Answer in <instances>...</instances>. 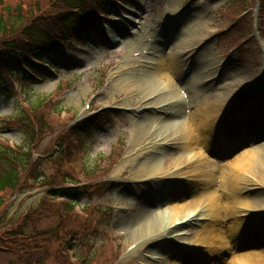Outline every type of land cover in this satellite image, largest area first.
<instances>
[{
	"label": "rangeland",
	"instance_id": "obj_1",
	"mask_svg": "<svg viewBox=\"0 0 264 264\" xmlns=\"http://www.w3.org/2000/svg\"><path fill=\"white\" fill-rule=\"evenodd\" d=\"M186 2L187 0H144L143 6L139 8L138 18L141 24L139 27L132 28L133 32L131 34L123 33L121 29V21L123 20L120 17L116 20L117 22L104 23L102 32L110 31L107 38L101 35L102 32H99L96 26H93L90 32L82 35V38L86 41L75 44V50H73L74 45H72L70 48H64L66 53L63 55L57 53L60 61L56 66L58 75L51 74L47 67L44 80H39L38 83L33 85H28V82H25L23 86L21 82L18 89L12 90L15 96H7V94L0 96V115L3 116L13 115L18 110V106H20V109L25 107L30 115L31 108L28 107L30 102H39L46 94L58 98V102L65 109L78 114V117H75L72 121L66 119L63 114L60 116V121H58L59 118H53L54 121L49 123L52 127L41 133L40 144L35 150V154L42 155V157L39 156L40 172L42 171L46 178H51L55 174L57 177L66 176L68 174L66 169L71 168L76 173V179L82 184L88 181V178L95 179L80 170L81 160L86 162L90 169L99 167L98 177H95L101 182L105 181L110 184L103 195H94L92 200L82 198L78 201V214L80 217H83L81 212L87 211L86 206L93 204L104 209L113 208L114 212L109 220L102 221V223L100 219L94 220L87 232L83 228L85 227L83 224L84 218L69 221L70 229H80L88 233L89 236V240L85 242L79 240L77 242V246L74 248L75 254L83 257L82 255H87L91 251L94 254L92 258L94 264L151 263L150 260L152 259L149 258L152 257L151 254L166 257L162 251H174L168 243L188 239V233L191 234L190 237L195 238L197 237L196 230L200 229L197 226L199 222H195V224L193 223L187 227L186 234L181 232L171 235V229L167 227L161 230L159 228L156 233L151 235V237L153 236L151 240L146 243H142L140 237L137 239L130 238L129 232L133 224L141 219L143 215L147 217L149 214H154L158 206L157 202L165 203V191L175 193L177 190L182 189L185 191L196 187V185H190V183L176 179L150 184L135 181L136 179L132 177V174H134L133 171L138 170L139 164H144L146 160L156 158L159 155L163 157L160 161L159 171L163 172L167 168H172L171 161L177 157L179 149L185 143L180 138L176 141L178 145L167 149L164 146L155 144L154 139L148 138L132 151L128 142L133 131L136 132V126L141 123L139 120H145L154 112H159L154 114L157 115L154 123L164 124L168 129L166 133L170 136V134H174L176 127L181 128L180 123L197 108L196 100L202 98L210 105V108L216 109L219 116H221L217 122L216 132L213 134L210 147L212 154L224 152L220 149L221 144L217 143L218 141L221 143L219 136L222 137L225 134L226 137L222 144L227 145V140L232 144L230 160L236 158L235 155H240L245 150L255 147L260 146L262 150L258 151H264V141L258 142L264 132V127H258L256 120L254 121L251 117L243 118L234 123L227 110L236 92L259 74L263 54L260 52L258 43L252 42L248 48L240 49L223 37L232 25V19L235 17L236 12L232 9L233 7L231 8L229 0H217L214 3H210L209 0H199L193 6V9H195L189 13L185 20V22L187 20L188 22L198 21V36L190 44L183 43L182 46L175 47L173 41L184 25L178 27L176 22L181 17ZM46 4L48 5L47 2ZM246 5L251 8L254 3H250L249 6L248 1H246ZM204 41H208V45L197 56L193 75L197 70L200 72L199 69L203 67L201 63L211 66V71L204 72V76L199 78L191 87L189 83L193 80V75L184 78V67L183 71L173 78L174 85H178L181 90L177 98L164 95L159 100L158 105H154L153 102L149 105L145 104L147 101H144L146 95H142L140 86L135 84L140 74L143 71H155L161 65V60L168 57L170 52L177 53L186 63L189 53L198 48ZM64 55L74 57L69 65L63 61ZM221 64H225L224 70H226L219 83L208 84L205 80L211 76L213 78L216 74V68ZM196 90L199 92L198 98L193 97ZM93 95H96L97 98L93 100V108L87 110L86 106L91 103ZM161 103L164 104L160 105ZM121 106H126L127 110L121 111L122 113H119L118 117L112 122L99 128L95 136L87 140L86 150L79 151L73 156L71 164L62 162L63 159H60L62 158L61 154H57L56 157H53V155L47 157L53 150V146L58 145L57 137L53 135L58 128H61V131L70 138L69 135H72V133L67 131L68 126H73L81 118L91 117L107 108ZM148 107L159 108V110L153 111ZM138 108L142 110L139 112L134 110ZM162 113L170 114L171 119L164 122L165 117ZM172 121L177 122L174 128L172 125L174 122L172 123ZM152 123L150 122L147 125L145 134ZM2 126V123H0V133L8 138L9 144L22 146L26 144L21 130H6ZM162 132L160 131V133ZM243 137L246 138L242 139ZM63 139L65 138L63 137ZM238 139L242 140L239 141ZM239 144H242L240 148ZM241 148L244 150H241ZM72 149L75 154L79 148L76 146ZM56 153H60V151ZM99 154H102L106 159L102 163L98 161ZM82 155L85 156V159L82 158ZM192 158L194 157L187 156L184 161L190 160L192 164ZM230 160L227 164L225 163L224 169H229ZM68 161L70 160L68 159ZM245 179H247V182H245ZM217 181L212 180L211 184L208 185L203 180L199 184L203 192L205 190L209 193V197H203L199 205L200 209H204L201 217H205L199 218V220L210 219L211 221V216H208L206 211L208 204L213 203L217 208V223H220L224 228L219 230L218 233L224 238L227 234L225 229L226 225L229 224L228 221L232 222L235 219L242 221L241 233L237 238L230 235L228 238L221 239L216 236L215 238L220 240L223 245L215 239H213L214 243L209 244L211 245L210 248L215 251L210 258L211 264H229L234 252L264 249V166H261L257 172L246 174V178L242 181L243 186L240 196L249 199V203L241 210L236 205V210H239L236 212L226 211V194L222 187H219L220 189L215 193V196L212 193L210 194L216 189ZM45 185L47 184H36L33 187L30 186L29 189L20 190L15 195L14 203L8 210L9 223L12 222L13 225L16 218L37 206L48 189ZM51 185L53 186L54 182ZM55 185L59 186L60 184ZM143 192L148 193L150 198L146 199ZM41 201H45V199ZM56 205L59 208V204ZM89 212L94 215L92 210H89ZM56 216V214H53L50 217L41 219L40 227L46 230L57 227L59 222ZM259 218H261L259 223L253 225L254 228H252V222ZM95 221L98 223V231L93 229ZM208 222L209 220L201 223ZM8 226H10L8 230H11L12 226ZM3 231L0 230V236ZM122 233H125V236L120 239ZM143 236L146 238V235H141V237ZM54 241L55 238L50 241L52 253L45 264H57L54 246H58V243L55 244ZM235 244L239 246L237 247ZM91 246L94 249H91ZM173 253L176 254V252ZM17 258L14 253L0 250V264H23ZM178 260L184 261L186 264H193L188 258L180 257ZM263 262V260H259L258 264H263Z\"/></svg>",
	"mask_w": 264,
	"mask_h": 264
},
{
	"label": "bare ground",
	"instance_id": "obj_2",
	"mask_svg": "<svg viewBox=\"0 0 264 264\" xmlns=\"http://www.w3.org/2000/svg\"><path fill=\"white\" fill-rule=\"evenodd\" d=\"M198 26V21L188 22L187 20L184 23L182 29L177 33L173 41V45L178 48L179 46H182L183 43H192L198 36ZM186 64L183 58L179 57L177 53L175 54V52H170L168 57L161 60V65L155 69V71H143L140 74L138 84L142 89L141 94L149 97L152 95H157L158 92L163 93V91H165L164 95H171L172 97L177 98L181 90L179 89L178 85H174L173 78L183 71V68L186 66ZM201 66L203 67L199 69L200 72L198 70L195 72L193 75V80L191 83H189V86H194V83L199 80V78L204 76V72L211 71V66L207 65L206 63H201ZM121 86H123V84H121ZM198 95L199 92L197 90L194 91L193 97L198 98ZM195 104L197 105V108L192 113L188 114L187 118L180 123L181 128L179 129L176 127V129H174V134H172V137H175V135L178 134V138H181L185 141L184 146H182L177 153V157L171 161L170 165H172L174 168L183 166L185 163L184 158L187 156H194L193 154L198 152V148L208 149L212 145L213 134L216 132L217 122L221 116H219V112L216 109L210 108V105L202 100V98L200 100H196ZM154 121V117L145 118V120H141V123L136 126V145H139L142 142V139H145L144 132L147 129V125ZM173 122L174 121H172V123ZM176 123L177 122H174L172 124L173 128L177 125ZM152 127H154V124ZM157 127H159V129L165 133L168 130L164 124L158 123ZM151 131H153V129H151ZM227 141V145L225 146L223 144L222 149H226V152L230 153L231 149L228 148H231L232 144L229 140ZM195 142H198L199 144ZM260 148L261 147L259 146L248 149L240 155H236V158H233V160L230 161L231 163L228 166L229 169L226 170L223 168V171H221V187L226 194V211H239L249 203V199L240 196L243 186L242 181H244V178H246V174L249 172H257L261 166H264V151H258L262 150ZM162 158L163 157H156L146 160L144 164L140 163L138 170L134 171V174L139 177L155 174V172L159 171L160 169L159 166ZM190 167H195V170L192 171L197 174L202 172V169H200L198 166H188V169L185 171V173L183 172V174L190 175ZM171 169L167 168L166 171L160 174H177V171L171 172ZM245 182H247V179H245ZM208 194L209 193L205 190L203 192L202 188L200 187H192L191 189H186L185 191L177 190L175 193L165 191V203L161 208L157 206L154 214H149L147 217L143 215L141 219L137 220L129 232L130 238L137 239L140 237L143 239L144 236L141 237L143 234L146 235L147 238L152 233H155L157 229L163 228L165 223L172 224L187 219L190 217L192 212L199 209L202 198L209 197ZM236 205L238 206L239 210H236ZM206 213L208 216H211V221L200 224V229L198 228L196 230L197 237L201 239V242L205 241L208 244H212L215 242L213 239L217 240L215 238L216 236H219L221 239L228 238L230 235L233 238H237L241 233L242 221H240V219H235L232 222L228 221L229 226L226 225L225 229L227 231L226 237H221L218 232L224 228L220 223H217L218 216L216 206L211 203ZM217 241H219V244L223 245L220 240ZM235 246L238 247L239 245L235 244ZM162 253H164L166 257H163L161 260L155 259L156 264H182V262L176 260L178 255L174 254L172 251H162ZM259 260L264 261V249H253L252 251L243 253L234 252V256L229 261V264H258Z\"/></svg>",
	"mask_w": 264,
	"mask_h": 264
},
{
	"label": "trees",
	"instance_id": "obj_3",
	"mask_svg": "<svg viewBox=\"0 0 264 264\" xmlns=\"http://www.w3.org/2000/svg\"><path fill=\"white\" fill-rule=\"evenodd\" d=\"M86 0H59V8L64 9L58 12L57 18L67 27L71 25L73 28L86 27V22L79 18L72 10L81 8L84 10ZM49 0H0V43L3 48L0 49V60L4 63H15L16 50H21V42L14 34L22 29L24 34L32 39H36L42 44L45 43L49 36L48 19L51 11L46 10ZM46 46V45H44ZM38 110L41 107V102H36L34 105ZM14 119H19V123L15 125L20 129L25 136L26 144L34 139L36 128L39 126L41 132H46L49 129V122L43 117L39 120V125L35 126L32 119L18 106V112L13 115ZM93 120V121H92ZM83 124L92 130L96 120L92 119ZM7 124V120L1 121ZM11 124V123H9ZM82 126L79 127V129ZM85 127V128H86ZM88 129V130H89ZM82 129L76 133L79 136H86L87 131ZM60 142V141H59ZM29 149L20 148L16 151L8 145L0 146V226L6 221V211L12 204V197L16 192L27 187V179L24 177L28 171L30 174L33 171L34 178L41 177L39 167L33 164ZM31 164V168L27 167ZM36 167V168H35ZM32 174V175H33ZM55 177L44 178L46 182L56 184ZM43 179V180H44ZM91 193V189H66V188H50V199L39 202V204L23 215L18 230H13L12 242L0 240V248L8 249L17 255V259L23 264H45L51 255L50 241L55 238L59 241L60 231L66 229L69 222L70 214H68L77 200L86 197ZM57 195H66L67 201L63 205L66 214H61L58 211L57 205L54 203ZM56 214L58 218V226L51 229H42L40 227L41 219L50 217ZM50 238V239H49ZM66 246L70 247V243L66 241ZM57 264H70L67 257H63L55 250ZM91 261L86 262L90 264Z\"/></svg>",
	"mask_w": 264,
	"mask_h": 264
}]
</instances>
